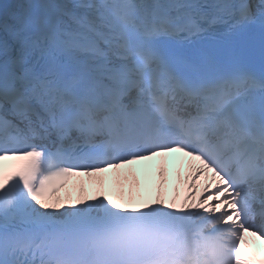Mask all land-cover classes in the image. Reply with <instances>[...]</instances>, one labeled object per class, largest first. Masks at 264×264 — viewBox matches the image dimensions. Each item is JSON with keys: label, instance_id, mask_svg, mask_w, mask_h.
I'll use <instances>...</instances> for the list:
<instances>
[{"label": "snow or ice", "instance_id": "1", "mask_svg": "<svg viewBox=\"0 0 264 264\" xmlns=\"http://www.w3.org/2000/svg\"><path fill=\"white\" fill-rule=\"evenodd\" d=\"M257 55L264 0L0 3V264H264ZM172 152L199 161L182 198L164 167L155 195L106 190ZM70 176L100 179L62 201Z\"/></svg>", "mask_w": 264, "mask_h": 264}]
</instances>
